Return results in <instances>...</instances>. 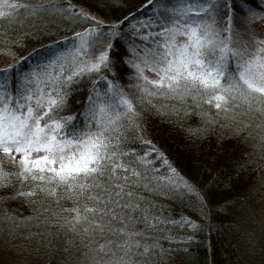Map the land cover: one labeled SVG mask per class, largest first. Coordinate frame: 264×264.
I'll list each match as a JSON object with an SVG mask.
<instances>
[{"label":"snow or ice","instance_id":"snow-or-ice-1","mask_svg":"<svg viewBox=\"0 0 264 264\" xmlns=\"http://www.w3.org/2000/svg\"><path fill=\"white\" fill-rule=\"evenodd\" d=\"M91 6L105 18L70 0H0V219L14 237L3 206L22 199L38 206L20 219L79 241L86 264H162L161 237L177 239L165 229L203 227L171 219L163 201L192 194L201 215L207 202L144 138V113L223 118L264 151V34L252 28L264 0H146L139 20ZM50 12L80 22L62 46L46 35ZM39 36L56 46L24 65ZM228 214L243 227L252 210L237 198Z\"/></svg>","mask_w":264,"mask_h":264},{"label":"trees","instance_id":"trees-1","mask_svg":"<svg viewBox=\"0 0 264 264\" xmlns=\"http://www.w3.org/2000/svg\"><path fill=\"white\" fill-rule=\"evenodd\" d=\"M149 9L152 10L146 6L133 11V13L138 14L136 15L137 18H141ZM109 18L113 19L110 15ZM48 23L51 27L47 29L46 35L55 37L61 46L64 44L61 37H70L71 31L78 30L70 22L59 20V18H48ZM37 39L40 43L36 42ZM41 46H43L42 50ZM55 46L43 36L26 41L25 47L28 52L30 53L32 48H36L37 52L31 59L22 63L24 65L32 64L35 59L43 57V53H49L51 48ZM19 55H27V53L19 52ZM5 62L6 58L0 55V65ZM160 120L157 116L148 120L143 119L144 138L153 142L156 149L167 157L168 162L181 177L188 180V171L196 158H201L200 162H203L205 157L208 158L211 153H216L215 159H217L219 174H212L211 178L213 179L214 176L220 178L221 182L217 183L219 185L229 184L230 188L234 187L231 196L226 200L227 203L233 202L234 199L245 194L244 191L264 180V160L242 136L219 131L217 128L208 126L202 127L203 132L193 135L182 129V123L178 119H174L172 123L170 121V123L168 121L163 123L165 119ZM238 164H243L244 168L241 170ZM199 165L201 167L197 170H204L203 165ZM161 174H163L162 168ZM214 184L216 183L214 182ZM44 204L46 207H52L47 201ZM163 204L169 209V217L173 220L184 216L192 221H198L196 216L199 215V219L202 218L204 222L201 224L203 227H196L198 229L195 228L193 231L175 226L165 229L166 233L176 236L177 239L169 243L161 237L162 247L166 250L162 257V264H238L236 242L231 238H226L222 225L215 218L217 213L223 214L225 210L219 209L217 212L214 207L207 206L203 208L204 215H201L200 206L192 194L172 197L163 201ZM37 206V204H27L22 199H15L7 202L3 207L7 208L15 219L22 220L20 218L34 217L33 209ZM23 221L24 229L29 230V232L39 234L41 230H44L45 232L43 231L40 236L52 250L56 246L64 245L65 241L69 239L63 233L58 237L49 234L54 233L55 229L48 227L45 230V227L36 224L34 219L32 221L23 219ZM3 224L5 221L0 219V225ZM180 237H186V239H180ZM52 259L54 258L52 257Z\"/></svg>","mask_w":264,"mask_h":264},{"label":"rangeland","instance_id":"rangeland-1","mask_svg":"<svg viewBox=\"0 0 264 264\" xmlns=\"http://www.w3.org/2000/svg\"><path fill=\"white\" fill-rule=\"evenodd\" d=\"M51 2L63 3L64 0H51ZM70 2L93 12L95 15L102 18L105 17L103 12L91 6L95 0H70ZM101 2L107 6L109 15L113 19L121 15H126L127 12H133L141 8L140 6L142 4H146L144 0H101ZM240 2H242V0H237L238 4ZM148 11L149 13H147ZM148 11L144 16L151 15L152 10L149 9ZM48 18H59V20L68 21L67 17L62 18L56 12H50ZM139 19L141 18L136 17V20ZM68 22L79 30L80 22ZM252 28L257 34H264V23L256 22L252 25ZM44 55L45 53H43V56ZM189 107H191L190 104ZM201 110L208 109L206 105H201ZM237 111H239V109ZM155 116L159 117L161 120L165 119L163 123L166 121L172 123L174 119H178L182 123V129L185 130L188 128H205L208 126L210 128H217L219 131L235 134L234 128L225 126L228 121L223 118H216L217 123L210 124L202 121L200 117L192 116L191 114L187 115L185 118L183 115L177 114L163 115L144 113L143 119L148 120ZM240 136L248 141L254 151L264 160V151L258 146V140L255 135L249 137L247 133H245ZM216 157V153H211L208 158L205 157L203 159L205 160L203 162H200L202 160L201 158H196L188 171V180L201 189V195L207 202V206L211 208L214 207L217 212H219V209L222 211L225 210L223 214L217 213L215 218L222 225L226 238H231L236 242L238 264H262L264 263V180L256 183L255 186L244 191L245 194L238 197L245 199L247 206L252 210L250 218L247 219L244 226L241 227L237 221L228 214L229 205L237 199H234L233 202H226L231 196L234 187L230 188L229 184L219 185L217 183L214 184V182L211 184L209 183L213 180L211 178L212 174H219ZM199 164L203 165L202 168L204 170H197V168L201 167ZM196 217L198 219V221L195 220L197 225H201L204 221L202 218L199 219V215ZM18 219L19 218H16L11 222V225L15 226L16 235L14 237L10 238L7 235L9 225H6V223L0 225V264H86V251L79 241H74L72 245L67 244L65 241L64 245L56 246L52 250L50 246L43 241V237L40 236L44 230H41L39 235L30 236L29 234L33 232H29L27 229L25 230L23 227L24 221ZM188 229L193 231L195 228ZM25 237L28 238L25 239ZM17 244L23 245V249L21 250L17 247ZM52 257L54 259L51 260Z\"/></svg>","mask_w":264,"mask_h":264}]
</instances>
